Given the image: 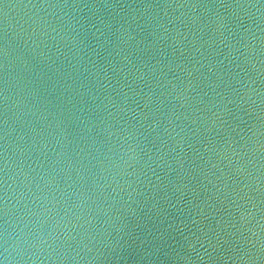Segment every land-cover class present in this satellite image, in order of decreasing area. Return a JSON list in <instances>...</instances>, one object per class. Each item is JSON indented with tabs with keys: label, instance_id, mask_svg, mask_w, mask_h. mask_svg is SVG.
<instances>
[{
	"label": "water",
	"instance_id": "95a60500",
	"mask_svg": "<svg viewBox=\"0 0 264 264\" xmlns=\"http://www.w3.org/2000/svg\"><path fill=\"white\" fill-rule=\"evenodd\" d=\"M0 264H264V0H0Z\"/></svg>",
	"mask_w": 264,
	"mask_h": 264
}]
</instances>
